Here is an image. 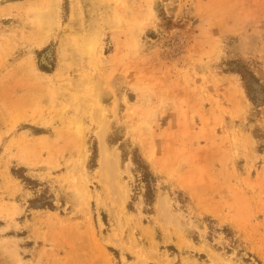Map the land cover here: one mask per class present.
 I'll list each match as a JSON object with an SVG mask.
<instances>
[{"label":"rangeland","instance_id":"rangeland-1","mask_svg":"<svg viewBox=\"0 0 264 264\" xmlns=\"http://www.w3.org/2000/svg\"><path fill=\"white\" fill-rule=\"evenodd\" d=\"M199 263L264 264V0H0V264Z\"/></svg>","mask_w":264,"mask_h":264},{"label":"trees","instance_id":"trees-1","mask_svg":"<svg viewBox=\"0 0 264 264\" xmlns=\"http://www.w3.org/2000/svg\"><path fill=\"white\" fill-rule=\"evenodd\" d=\"M135 165L143 170V175L145 177V181L148 182L147 190H146V200L147 204L153 206V203L156 201L157 197V189L152 188L149 182V178H155L154 172L151 168L150 163L143 156H135L133 158Z\"/></svg>","mask_w":264,"mask_h":264},{"label":"bare ground","instance_id":"bare-ground-1","mask_svg":"<svg viewBox=\"0 0 264 264\" xmlns=\"http://www.w3.org/2000/svg\"><path fill=\"white\" fill-rule=\"evenodd\" d=\"M40 15V14H39ZM38 16V15H37ZM41 16V15H40ZM107 124H104L103 125V128H102V130L100 131V136H101V139L103 140L104 139V137H105V133H106V131H107ZM103 149H104V146H103ZM104 151V150H103Z\"/></svg>","mask_w":264,"mask_h":264},{"label":"crops","instance_id":"crops-1","mask_svg":"<svg viewBox=\"0 0 264 264\" xmlns=\"http://www.w3.org/2000/svg\"><path fill=\"white\" fill-rule=\"evenodd\" d=\"M199 264H201V263H199Z\"/></svg>","mask_w":264,"mask_h":264}]
</instances>
